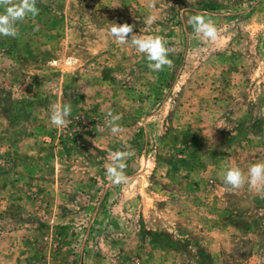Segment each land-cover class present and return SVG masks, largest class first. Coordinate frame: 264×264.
I'll list each match as a JSON object with an SVG mask.
<instances>
[{
	"label": "rangeland",
	"instance_id": "obj_1",
	"mask_svg": "<svg viewBox=\"0 0 264 264\" xmlns=\"http://www.w3.org/2000/svg\"><path fill=\"white\" fill-rule=\"evenodd\" d=\"M150 2L37 0L0 37V264H264V187L223 179L264 163V0ZM113 22L162 36L172 65L149 69Z\"/></svg>",
	"mask_w": 264,
	"mask_h": 264
},
{
	"label": "clouds",
	"instance_id": "obj_2",
	"mask_svg": "<svg viewBox=\"0 0 264 264\" xmlns=\"http://www.w3.org/2000/svg\"><path fill=\"white\" fill-rule=\"evenodd\" d=\"M155 0H151L149 7H154ZM37 0H0V37L18 36L17 24L22 23L29 16L35 17L39 14L36 6ZM185 10H181L183 13ZM153 17H148V23H152ZM195 33L201 34L209 40L218 38V30L212 20L206 19L202 13L194 12L187 22ZM107 31L116 39L120 45H129L146 56L147 67L153 71H162L165 66H171L172 61L168 59V52L162 36L135 34L134 25L127 23H108ZM69 63H72L69 60ZM71 103H53L51 105L49 122L50 124L64 128L70 123L68 117L71 115ZM120 116L109 111L106 113V123L112 134L122 131L117 121ZM99 127V126H98ZM130 152L110 151L109 162L105 164L106 174L112 184L128 182L131 177L125 174L124 161L130 156ZM224 183L233 189H239L245 183L251 188L264 187V163L257 162L249 166L245 175L239 168L232 167L224 174Z\"/></svg>",
	"mask_w": 264,
	"mask_h": 264
}]
</instances>
